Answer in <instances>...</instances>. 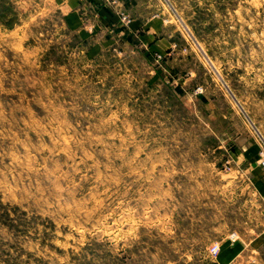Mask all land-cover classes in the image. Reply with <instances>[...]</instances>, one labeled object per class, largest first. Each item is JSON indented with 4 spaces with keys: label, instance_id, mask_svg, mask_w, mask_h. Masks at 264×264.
<instances>
[{
    "label": "rangeland",
    "instance_id": "obj_1",
    "mask_svg": "<svg viewBox=\"0 0 264 264\" xmlns=\"http://www.w3.org/2000/svg\"><path fill=\"white\" fill-rule=\"evenodd\" d=\"M129 2L167 48L0 0V264H211L264 226V0Z\"/></svg>",
    "mask_w": 264,
    "mask_h": 264
},
{
    "label": "crops",
    "instance_id": "obj_2",
    "mask_svg": "<svg viewBox=\"0 0 264 264\" xmlns=\"http://www.w3.org/2000/svg\"><path fill=\"white\" fill-rule=\"evenodd\" d=\"M52 3L54 10L64 15L67 26L81 39H93V46L122 43L141 46L151 55L166 47L164 37L157 35L149 18L143 20L129 14V0H52ZM211 264H264V226L253 234L237 232L235 240L227 235L220 241L219 253Z\"/></svg>",
    "mask_w": 264,
    "mask_h": 264
},
{
    "label": "built area",
    "instance_id": "obj_3",
    "mask_svg": "<svg viewBox=\"0 0 264 264\" xmlns=\"http://www.w3.org/2000/svg\"><path fill=\"white\" fill-rule=\"evenodd\" d=\"M230 237H231L232 240H235L237 238V232H235V231L232 232L230 234ZM219 250H220V243L219 242H214L209 247V255L212 258H215L217 256V254L219 253Z\"/></svg>",
    "mask_w": 264,
    "mask_h": 264
},
{
    "label": "trees",
    "instance_id": "obj_4",
    "mask_svg": "<svg viewBox=\"0 0 264 264\" xmlns=\"http://www.w3.org/2000/svg\"><path fill=\"white\" fill-rule=\"evenodd\" d=\"M177 89H181L180 87H177Z\"/></svg>",
    "mask_w": 264,
    "mask_h": 264
}]
</instances>
